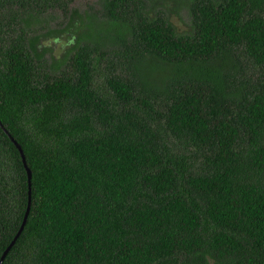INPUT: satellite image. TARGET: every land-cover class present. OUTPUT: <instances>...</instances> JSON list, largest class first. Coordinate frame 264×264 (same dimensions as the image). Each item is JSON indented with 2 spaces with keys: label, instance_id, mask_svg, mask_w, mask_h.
I'll return each mask as SVG.
<instances>
[{
  "label": "trees",
  "instance_id": "16d2710c",
  "mask_svg": "<svg viewBox=\"0 0 264 264\" xmlns=\"http://www.w3.org/2000/svg\"><path fill=\"white\" fill-rule=\"evenodd\" d=\"M151 1L0 0L1 264H264V0Z\"/></svg>",
  "mask_w": 264,
  "mask_h": 264
},
{
  "label": "rangeland",
  "instance_id": "374dc122",
  "mask_svg": "<svg viewBox=\"0 0 264 264\" xmlns=\"http://www.w3.org/2000/svg\"><path fill=\"white\" fill-rule=\"evenodd\" d=\"M101 0H73L71 3V7H76L79 12L83 15L84 11L86 13L96 12L101 10L100 6ZM185 0H153L151 1V11L153 12H162L166 14L170 20L178 27V29L187 28L188 24V15L185 9ZM154 5V6H153ZM68 19V14L64 17L60 12L58 19L50 23L51 27H54L55 24H61L62 26ZM78 23L77 18H75L74 22ZM45 43L49 44L53 50V53L59 51L60 43L58 40H54L52 38H48L45 40Z\"/></svg>",
  "mask_w": 264,
  "mask_h": 264
},
{
  "label": "water",
  "instance_id": "95a60500",
  "mask_svg": "<svg viewBox=\"0 0 264 264\" xmlns=\"http://www.w3.org/2000/svg\"><path fill=\"white\" fill-rule=\"evenodd\" d=\"M5 132H7L5 129H4ZM11 140L14 142L15 146L17 147V149L19 150L20 152V155L22 157V161H23V164H24V167L26 169V173H27V178H28V188H29V195H28V204H27V209H26V212H25V215H24V218H23V221H22V224L16 234V236L14 237V239L12 240V242L9 244V246L4 250V252L2 253L1 257H0V264L3 262L5 256L7 255V253L9 252V250L11 249V247L13 246V244L15 243L16 239L18 238L19 234L21 233V231L23 230V227L25 225V222H26V219H27V215H28V212H29V208H30V184H31V171L30 169L27 167L26 165V162H25V158H24V154L22 152V149L20 147V145L18 143H16L12 138Z\"/></svg>",
  "mask_w": 264,
  "mask_h": 264
}]
</instances>
